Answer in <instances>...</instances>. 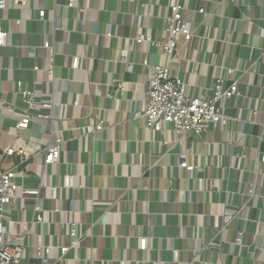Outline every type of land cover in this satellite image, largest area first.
I'll return each instance as SVG.
<instances>
[{"label": "crops", "instance_id": "obj_1", "mask_svg": "<svg viewBox=\"0 0 264 264\" xmlns=\"http://www.w3.org/2000/svg\"><path fill=\"white\" fill-rule=\"evenodd\" d=\"M68 3L0 9V151L19 149L4 161L18 187L5 223L24 264H264V0L185 1L194 37L169 60L171 76L207 97L232 68L242 96L223 101L227 125L181 136L135 119L162 56L137 40L167 39L171 0ZM19 83L51 115L22 132ZM56 137L60 162L45 165ZM183 157L203 172L181 169ZM35 190L37 200L25 194Z\"/></svg>", "mask_w": 264, "mask_h": 264}, {"label": "built area", "instance_id": "obj_2", "mask_svg": "<svg viewBox=\"0 0 264 264\" xmlns=\"http://www.w3.org/2000/svg\"><path fill=\"white\" fill-rule=\"evenodd\" d=\"M186 0H171L170 14L164 20V30L167 33V39L163 41L154 40L152 38L140 37L137 40L138 44H147L149 47H157L161 50L162 56L160 63L152 66L151 76L147 82V105L146 108L135 113V119L138 121L144 120L146 127L155 132L166 133L167 130L172 131L176 136H181L185 133L194 132L199 135L207 131L209 125L218 127L227 125L230 121L227 114L224 112L222 103L224 100L232 99L235 96H242L239 83L232 81L235 75V69H226V76L218 78L214 82V87L211 95L207 97L191 96L188 92V87L182 78H174L171 76L170 62L171 57L176 53L177 48L181 43H190L194 37L192 31V23L187 19V9L185 6ZM68 7H75V0H68ZM6 7V0H0V9ZM205 13L203 8L198 9V14ZM45 17V12L40 13V18ZM17 23L20 24V21ZM264 37V32L261 33ZM111 37V33H108ZM7 33L0 32V48L7 46ZM46 49H50V44H45ZM125 53L122 61H125ZM78 59L74 60V67L78 65ZM148 66V63H145ZM229 83L228 87L226 84ZM122 89V87H120ZM17 94L24 99L25 107L20 112L21 118L16 124V129L20 132L27 131L31 123L35 119L48 120L51 115H45L37 112L39 103L36 99V94L23 89L22 83L18 84ZM6 110H11L6 106ZM170 127V129H168ZM104 123H100L95 127L96 131H102ZM66 144L61 137H56L51 145L45 151L44 164L53 165L60 162L62 156V148ZM19 153L16 147H9L0 151V262L2 264H24V249L22 246H12L6 223L5 209L16 203V191L18 189L15 183L16 172L7 171L4 169V161L7 157L14 156ZM259 162L264 164V153L259 156ZM180 168L190 174L202 173L203 169L196 168L187 162L183 157ZM29 196H39V191H26ZM39 212L38 223L46 221V214L42 212L40 207L36 206ZM242 237V235H240ZM73 245L76 239V233L71 234ZM70 248L62 247L61 253L65 256ZM47 255L52 253V248H44ZM46 264V260L44 263Z\"/></svg>", "mask_w": 264, "mask_h": 264}]
</instances>
